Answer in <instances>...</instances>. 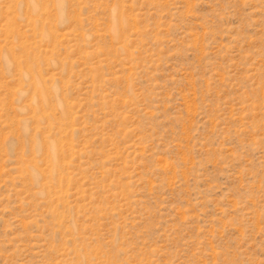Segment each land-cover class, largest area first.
I'll return each mask as SVG.
<instances>
[{
	"label": "rangeland",
	"instance_id": "374dc122",
	"mask_svg": "<svg viewBox=\"0 0 264 264\" xmlns=\"http://www.w3.org/2000/svg\"><path fill=\"white\" fill-rule=\"evenodd\" d=\"M0 264H264V0H0Z\"/></svg>",
	"mask_w": 264,
	"mask_h": 264
},
{
	"label": "bare ground",
	"instance_id": "6f19581e",
	"mask_svg": "<svg viewBox=\"0 0 264 264\" xmlns=\"http://www.w3.org/2000/svg\"><path fill=\"white\" fill-rule=\"evenodd\" d=\"M31 1H32V0H31ZM33 4H34V3H33ZM32 8H33V6H32ZM37 8H38V7H36V6L34 7V11H35V12H37ZM34 11H33V12H34Z\"/></svg>",
	"mask_w": 264,
	"mask_h": 264
}]
</instances>
